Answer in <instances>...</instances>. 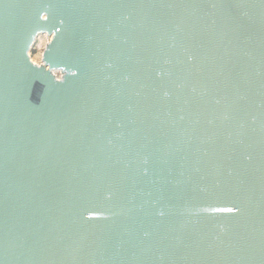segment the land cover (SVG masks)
<instances>
[{
	"label": "water",
	"instance_id": "obj_1",
	"mask_svg": "<svg viewBox=\"0 0 264 264\" xmlns=\"http://www.w3.org/2000/svg\"><path fill=\"white\" fill-rule=\"evenodd\" d=\"M0 264H264V0H0Z\"/></svg>",
	"mask_w": 264,
	"mask_h": 264
},
{
	"label": "rangeland",
	"instance_id": "obj_2",
	"mask_svg": "<svg viewBox=\"0 0 264 264\" xmlns=\"http://www.w3.org/2000/svg\"><path fill=\"white\" fill-rule=\"evenodd\" d=\"M44 39H47V33H40L33 45V49L30 50V57L36 64L43 63V57L40 55V50L44 48ZM55 76L59 77V73L62 74V70L54 69L52 70Z\"/></svg>",
	"mask_w": 264,
	"mask_h": 264
},
{
	"label": "built area",
	"instance_id": "obj_3",
	"mask_svg": "<svg viewBox=\"0 0 264 264\" xmlns=\"http://www.w3.org/2000/svg\"><path fill=\"white\" fill-rule=\"evenodd\" d=\"M59 78V77H58Z\"/></svg>",
	"mask_w": 264,
	"mask_h": 264
}]
</instances>
